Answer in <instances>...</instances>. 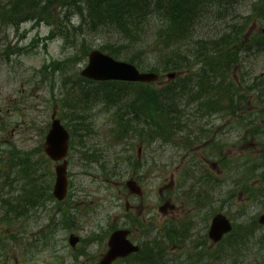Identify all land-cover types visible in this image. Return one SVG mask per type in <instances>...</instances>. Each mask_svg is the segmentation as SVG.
Instances as JSON below:
<instances>
[{"label": "rangeland", "instance_id": "374dc122", "mask_svg": "<svg viewBox=\"0 0 264 264\" xmlns=\"http://www.w3.org/2000/svg\"><path fill=\"white\" fill-rule=\"evenodd\" d=\"M223 1L212 6L199 28L200 38L229 30L214 20L217 10L226 7ZM232 7L228 13L233 11V20L227 18L226 24L243 26L244 40L255 37L264 27V0H235ZM51 15L49 20L0 31V264H97L110 233L124 224L136 243L160 241L169 230L177 239L180 232H189L178 239L184 244L181 249L163 264H264V227L256 223L264 213V52L239 54V66L229 70L235 81L244 79L235 114L229 94L218 102V113L199 112L194 103L183 108L190 123L196 115L211 114L202 125L219 132L210 137L207 149L187 150L176 145L183 143L176 134L168 140L175 143L170 145L156 137L152 141L150 130L149 139H143L128 123L132 119L127 104L107 103L102 92L108 87L80 76L87 64L81 38L77 32L69 38L52 32L57 22L54 11ZM70 19L77 24L75 17ZM87 40L91 49L118 44L102 35ZM152 40L146 38L140 54L129 52L127 57L140 55L139 60L155 63ZM190 58L189 70L181 77L197 73L203 62ZM138 68L150 71L144 65ZM168 73H160L157 82L123 84V93L163 88ZM246 74L253 81L248 101L244 88L251 82ZM226 94L224 90L220 97ZM224 106H229V114ZM53 112L70 134L67 194L59 202L52 195L56 164L43 148ZM224 114L228 116L218 118ZM183 158L186 164L180 165ZM211 163L217 166L212 169ZM128 180L137 182L141 196L129 193ZM167 200L175 210L158 212ZM217 213L243 227L239 236L246 235V242L232 243L239 237L232 235L211 244L207 232ZM71 234L79 238L74 248L67 241ZM114 264L133 263L128 258Z\"/></svg>", "mask_w": 264, "mask_h": 264}, {"label": "trees", "instance_id": "16d2710c", "mask_svg": "<svg viewBox=\"0 0 264 264\" xmlns=\"http://www.w3.org/2000/svg\"><path fill=\"white\" fill-rule=\"evenodd\" d=\"M234 1L227 0L226 7L222 6L215 13L214 20L220 22V25L224 24L229 30H223L217 37L208 39L198 36L199 28L212 13V6L223 5V0H0V31L17 29L26 22L49 20L53 18L51 13L54 11L57 23H52L55 27L52 32L65 38L70 35L74 37L78 33L83 54H87L93 45L86 43L88 37L102 35L114 38L118 44H98L100 51L137 67L144 65L159 74L186 73L185 71L189 70L190 57L203 59L197 73L177 76L163 88L149 90L139 87L128 89V93L124 94L126 90L123 84L133 83H101L102 88L108 87L102 92L107 103L127 104L128 115L132 119L128 123H132L143 139L150 130L152 141L156 137L163 142L166 139L171 140L176 132L182 129L181 123L185 120L182 118L183 108L190 104L194 103L199 112L205 109L218 113V102L229 94L231 113L235 114L234 107L236 102L241 100L244 79L235 81V78L229 77V70L236 69L235 65L239 66V54L264 52V34L257 33L255 37L244 40L241 38L243 26L226 24L227 18L233 20V11L231 14L228 11L233 9ZM70 17H75L77 24H73ZM154 28L156 29L152 32L151 29ZM148 37H153L151 45H154L153 51L157 52L153 56L155 63L149 64L146 58L139 60L140 55L127 57L129 52L140 54L138 51L143 50L141 47ZM246 77L251 82L244 88L248 90V96H245L248 101L253 92V81L249 74H246ZM224 90L227 94L221 98L220 92ZM222 109L224 113L229 114V106ZM198 116L203 115H196L195 118ZM247 122L251 120L247 119ZM183 138L190 143L189 134ZM195 138L199 140L196 135ZM242 229L243 227L238 226L226 237H238ZM171 235L165 240L148 243L147 248L151 250L152 259H165L164 256H159V253L164 248L162 244H170ZM244 237L246 235L239 236L232 243L246 242ZM184 238L182 236V240ZM229 245L233 246L231 243ZM140 253L134 255V260L137 258L141 264L152 262L148 263L145 259L137 257Z\"/></svg>", "mask_w": 264, "mask_h": 264}, {"label": "water", "instance_id": "95a60500", "mask_svg": "<svg viewBox=\"0 0 264 264\" xmlns=\"http://www.w3.org/2000/svg\"><path fill=\"white\" fill-rule=\"evenodd\" d=\"M264 33V28L261 30ZM88 63L81 70L80 75L84 78L104 82V81H123V82H141L151 83L158 79V75L152 72H140L134 65L122 61H117L111 56L106 55L98 49L91 50L88 53ZM174 74H168L167 78L172 79ZM264 122V113H263ZM69 133L62 126L59 119L55 118V113L51 115V125L48 130L45 142L44 152L54 162H60L55 166V182L53 185V196L56 200L64 199L67 191L66 178V161L65 156L68 148ZM131 193L141 195L140 188L134 181L126 183ZM174 205L165 202L158 210L166 213L168 209L172 210ZM260 225H264V214L257 219ZM231 224L226 217L220 213L216 214L212 220L208 230V238L212 243H218L225 234L230 232ZM129 231L119 229L113 231L107 240V251L103 254L98 264H111L118 258H124L133 252H137L139 247L132 244L127 236ZM78 238L70 235L68 243L71 247H75Z\"/></svg>", "mask_w": 264, "mask_h": 264}, {"label": "flooded vegetation", "instance_id": "af4514ba", "mask_svg": "<svg viewBox=\"0 0 264 264\" xmlns=\"http://www.w3.org/2000/svg\"><path fill=\"white\" fill-rule=\"evenodd\" d=\"M226 116H224V117H218V118H221V119H224ZM212 124H213V121H212ZM202 127H203V125H202ZM204 127H206V128H208L209 129V131H211V135L213 136V137H215V136H217L218 134H219V132H216V131H213V126H211V125H209V124H206ZM213 131V132H212ZM210 133V132H209ZM211 139L210 140H208V139H204V140H202V141H200V142H196V144H195V147L196 146H199L198 148H197V150H200V149H203V148H206L210 143H211ZM205 156V155H204ZM206 157V156H205ZM205 163H208V161L207 160H205ZM186 164V162H185V158H183L182 159V161H181V164L180 165H185ZM211 165V167L212 168H214V167H216V164H214V163H211L210 164ZM137 230V229H136ZM160 231H161V233H163V229H160ZM166 232H168V231H166ZM165 232V233H166ZM186 234H189V232H185V234H181V235H186ZM132 236H133V232H131L130 233V235H129V238L133 241V239H132ZM135 244H136V242H135ZM163 246H164V248H163V250H162V255H164V251H165V246H167L168 247V249H167V253H170V251H174L175 249H177V248H179V249H181V247L184 245V244H182V243H180V244H177V245H175V244H171V245H169V244H162ZM145 246H146V244H145ZM194 246L195 247H197V245L196 244H194ZM146 254L149 256V255H151V250L150 249H148L147 250V252H146ZM143 255H144V253H143ZM131 256H133V255H130L129 257H131ZM144 257H145V255H144ZM126 259V258H125ZM125 259H118L119 261L121 260V261H125ZM117 260V261H118ZM147 262L149 263L150 262V260H147ZM156 262V261H155Z\"/></svg>", "mask_w": 264, "mask_h": 264}]
</instances>
